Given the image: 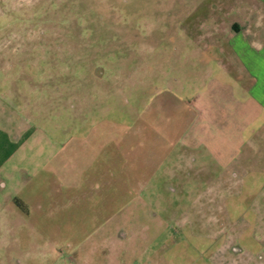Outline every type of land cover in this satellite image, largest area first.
Wrapping results in <instances>:
<instances>
[{
    "label": "rangeland",
    "instance_id": "rangeland-1",
    "mask_svg": "<svg viewBox=\"0 0 264 264\" xmlns=\"http://www.w3.org/2000/svg\"><path fill=\"white\" fill-rule=\"evenodd\" d=\"M231 2L0 0V116L39 143L0 264H264V107L210 40Z\"/></svg>",
    "mask_w": 264,
    "mask_h": 264
},
{
    "label": "crops",
    "instance_id": "crops-1",
    "mask_svg": "<svg viewBox=\"0 0 264 264\" xmlns=\"http://www.w3.org/2000/svg\"><path fill=\"white\" fill-rule=\"evenodd\" d=\"M229 8L221 6L219 16H230L231 24L223 26L219 22L218 32L210 40L220 46L222 53H227L230 63L242 67L249 81V95L264 107V0H232ZM0 117L5 123L0 124V217L13 201L21 203L24 212L30 215L19 194L28 185L25 166L29 165L38 128H29V118L24 114L17 120L10 113ZM108 247L103 246L105 250Z\"/></svg>",
    "mask_w": 264,
    "mask_h": 264
}]
</instances>
